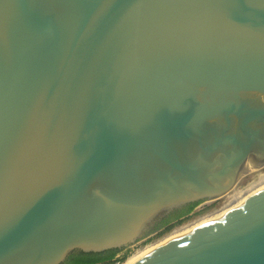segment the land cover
Segmentation results:
<instances>
[{
    "label": "water",
    "instance_id": "obj_1",
    "mask_svg": "<svg viewBox=\"0 0 264 264\" xmlns=\"http://www.w3.org/2000/svg\"><path fill=\"white\" fill-rule=\"evenodd\" d=\"M263 169L264 0H0V264L123 254ZM134 264H264V188Z\"/></svg>",
    "mask_w": 264,
    "mask_h": 264
},
{
    "label": "bare ground",
    "instance_id": "obj_2",
    "mask_svg": "<svg viewBox=\"0 0 264 264\" xmlns=\"http://www.w3.org/2000/svg\"><path fill=\"white\" fill-rule=\"evenodd\" d=\"M264 188V177H262L257 183L251 185L247 190L243 191L240 194L234 195L227 203H224L221 205L217 210L212 211L211 213L205 214L198 218L195 221L191 222H185V224L181 227L176 228L171 233L164 235L166 237L159 240L157 243L152 244L148 248L145 249H137L135 253L130 256L124 263L122 264H134L138 260H140L142 257L160 249L161 247L165 246L166 244L172 242L176 238L189 233L193 230H196L197 228L203 226L204 224L212 221L215 218H218L235 208L239 207L243 203H245L248 199H250L253 194L258 192L260 189ZM229 197V196H228ZM227 198V197H226ZM225 198V199H226ZM223 200L219 201L222 202ZM210 206V205H209ZM179 226V225H178Z\"/></svg>",
    "mask_w": 264,
    "mask_h": 264
},
{
    "label": "rangeland",
    "instance_id": "obj_3",
    "mask_svg": "<svg viewBox=\"0 0 264 264\" xmlns=\"http://www.w3.org/2000/svg\"><path fill=\"white\" fill-rule=\"evenodd\" d=\"M262 177H264V169L262 171L258 172V173L252 174L251 176H249L245 180H243V182L237 187V189L231 195H229V197H227L226 199H223L222 202H217L215 204H211L210 206L209 205L201 206V207H198L195 210H193L192 213L186 218V221L181 223L179 226L178 225L175 226L170 231V233L173 230H175L176 228L183 226L185 224V222L187 223V222L195 221L198 218H200L201 216H203L205 214H208V213H211L214 210H217L221 205H223L224 203H227L234 195L240 194L243 191L247 190L251 185L257 183ZM167 234H169V233H167ZM167 234H166V236H167ZM163 236L158 238V239H153L151 241L143 243L142 245L130 250V253L125 257V259H123L122 261L117 262L115 264L124 263L130 256H132L135 253V251L137 249L142 250V249L148 248L152 244H155L159 240H161L162 238L166 237V236H164V237ZM116 257H118V255Z\"/></svg>",
    "mask_w": 264,
    "mask_h": 264
},
{
    "label": "trees",
    "instance_id": "obj_4",
    "mask_svg": "<svg viewBox=\"0 0 264 264\" xmlns=\"http://www.w3.org/2000/svg\"><path fill=\"white\" fill-rule=\"evenodd\" d=\"M193 210V206H190L187 210V212L184 214V217L181 218L178 217L176 215V218L178 219L177 222L173 225L167 226L168 223L164 222L163 224L166 225L167 227L156 237H154L153 239H158L160 237H162L163 235H166L167 233H169L175 226L180 225L181 223H183L184 221H186V218L191 214ZM151 239V240H153ZM130 253V250L123 253V254H119L118 257H116L117 255L113 254L110 256H106V257H102V256H96V257H74L72 259H70V261L68 262V264H115L117 262L122 261L123 259H125V257Z\"/></svg>",
    "mask_w": 264,
    "mask_h": 264
},
{
    "label": "flooded vegetation",
    "instance_id": "obj_5",
    "mask_svg": "<svg viewBox=\"0 0 264 264\" xmlns=\"http://www.w3.org/2000/svg\"><path fill=\"white\" fill-rule=\"evenodd\" d=\"M198 207H201L200 205L198 206V205H195V206H193V210H195L196 208H198ZM192 210V211H193ZM187 211L185 210L182 214H181V218H183L184 217V214L186 213ZM192 213V212H191Z\"/></svg>",
    "mask_w": 264,
    "mask_h": 264
}]
</instances>
